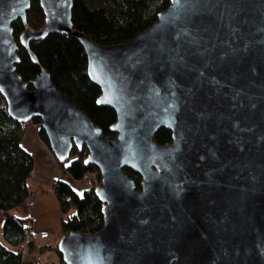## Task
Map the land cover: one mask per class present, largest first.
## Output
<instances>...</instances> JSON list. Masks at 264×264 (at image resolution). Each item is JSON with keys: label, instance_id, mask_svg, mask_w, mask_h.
I'll list each match as a JSON object with an SVG mask.
<instances>
[{"label": "water", "instance_id": "95a60500", "mask_svg": "<svg viewBox=\"0 0 264 264\" xmlns=\"http://www.w3.org/2000/svg\"><path fill=\"white\" fill-rule=\"evenodd\" d=\"M0 0V94L11 117L39 119L50 151L88 149L103 203L96 232L69 231L65 264H264V0H169L153 24L102 45L73 28V0ZM20 42L70 33L86 52L97 103L115 110L114 135L53 84L42 67L27 86ZM164 126L170 142L158 144ZM124 167L139 175L129 176Z\"/></svg>", "mask_w": 264, "mask_h": 264}, {"label": "trees", "instance_id": "16d2710c", "mask_svg": "<svg viewBox=\"0 0 264 264\" xmlns=\"http://www.w3.org/2000/svg\"><path fill=\"white\" fill-rule=\"evenodd\" d=\"M168 5L169 0H73L71 19L74 29L81 30L98 44H122L153 24L158 12ZM26 11V21L32 29L44 24V12L39 0H31ZM12 28L19 54L15 63L16 72L27 82V86L32 88L29 81L44 67L51 75L53 84L71 97L101 127L104 135H114L111 125L116 119L115 110L109 105L97 103L101 90L86 73V52L80 41L70 33L59 32L30 40L34 60L20 42L23 22L19 18L13 20ZM31 119L39 125V136L48 145L39 119ZM23 135V122L11 117L6 109V101L0 94V209L5 218L2 237L11 245L8 247L0 241V264H34L30 255L22 256L17 250L24 240L26 226L31 227L33 221L27 213L26 180L31 176L34 162L31 153L21 145ZM154 135L158 144L171 140V131L164 126L159 127ZM87 154L85 144L78 147L73 143L67 159L55 157L63 176H66L55 179L56 185L52 188L64 215L60 235L69 231L96 232L103 225V203L94 192L97 184H89L82 193L76 192L73 187L74 181L81 182L87 174L100 180L99 170L86 162ZM123 169L138 186L139 175L129 167ZM15 209H22V214H16ZM71 209L73 211L69 213ZM32 228L30 232L34 234ZM28 249L32 251L33 246L28 245Z\"/></svg>", "mask_w": 264, "mask_h": 264}, {"label": "crops", "instance_id": "0c3cea01", "mask_svg": "<svg viewBox=\"0 0 264 264\" xmlns=\"http://www.w3.org/2000/svg\"><path fill=\"white\" fill-rule=\"evenodd\" d=\"M38 127L39 125L33 120H28L23 124L24 135L21 139V145L27 152L31 153L34 162L31 176L26 180L28 194L37 193L42 190L51 192L53 181L63 176V172H61L52 150L50 151L48 145L39 136ZM33 224L34 222L32 221L31 227H33ZM32 231L34 232L36 241L39 243L40 251L46 249L45 246H49H47L48 251L44 259L40 255V264H65L60 256V252L55 248L60 239V234L58 233L59 235L55 236L54 243L50 244V242L43 243L46 238L38 235L39 232L43 233L44 231H37L34 227ZM0 241L6 246L11 247L3 237Z\"/></svg>", "mask_w": 264, "mask_h": 264}, {"label": "rangeland", "instance_id": "374dc122", "mask_svg": "<svg viewBox=\"0 0 264 264\" xmlns=\"http://www.w3.org/2000/svg\"><path fill=\"white\" fill-rule=\"evenodd\" d=\"M99 182L100 181H97L94 175L87 174L86 178L81 180V182L74 181L73 187L76 192L82 193V191L89 184L95 186ZM26 206L28 208L27 213L33 219V227L35 228V230L44 231L43 233H38L39 236L46 238L43 243L50 242V244H53L56 238L55 236L61 234V219L64 217L60 209V204H58L56 195L52 191L49 192L46 190L28 194ZM72 211L73 209H71L69 213H71ZM14 212L16 214H22V209H15ZM4 220L5 218L3 212L0 209V240L2 238V225L4 223ZM47 246H45L46 249H42L40 251V255L43 257V259L48 251L49 246ZM55 248L57 249V247Z\"/></svg>", "mask_w": 264, "mask_h": 264}, {"label": "built area", "instance_id": "2783aa9c", "mask_svg": "<svg viewBox=\"0 0 264 264\" xmlns=\"http://www.w3.org/2000/svg\"><path fill=\"white\" fill-rule=\"evenodd\" d=\"M63 178H66V176H63ZM54 185H56L55 180L53 181L52 188ZM30 229L31 227L26 226V229H25L26 233H25L24 240L22 244L17 246V250L21 252L22 256L30 255V257H32V259L34 260V264H40L41 263L40 254H39L40 246H39V243L36 241L34 234L30 232ZM28 245L33 246V251H30L28 249Z\"/></svg>", "mask_w": 264, "mask_h": 264}, {"label": "flooded vegetation", "instance_id": "af4514ba", "mask_svg": "<svg viewBox=\"0 0 264 264\" xmlns=\"http://www.w3.org/2000/svg\"><path fill=\"white\" fill-rule=\"evenodd\" d=\"M99 183H100V182H99ZM99 183H98V184H99Z\"/></svg>", "mask_w": 264, "mask_h": 264}]
</instances>
